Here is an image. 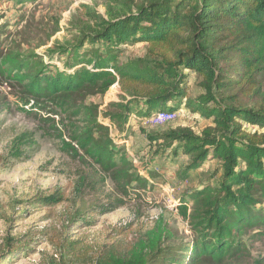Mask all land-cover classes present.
I'll return each mask as SVG.
<instances>
[{
  "label": "trees",
  "instance_id": "1",
  "mask_svg": "<svg viewBox=\"0 0 264 264\" xmlns=\"http://www.w3.org/2000/svg\"><path fill=\"white\" fill-rule=\"evenodd\" d=\"M97 23L58 50L64 70L37 54L4 51L0 43V74L20 87L18 100L29 111L44 99L66 113H83L85 126L75 127L70 141L62 138L64 150L74 158H91L125 186L145 178L135 172L109 125L98 119L99 106L79 102L117 83L120 100L110 103L105 115L122 131L135 114L148 119L161 111L179 113L182 106L212 119L200 134L179 126L150 137L163 141V148L176 145V155L179 150L189 155L184 178L208 159H217L221 171L215 186L205 185L179 205L195 233L193 244L168 246L150 261L221 264L246 251L247 228H264V132L246 126H264V0H149L124 15H100ZM5 34L0 25V37ZM138 43L146 44L142 55L120 59L123 45ZM189 72L198 75L203 89L194 98ZM35 200L52 206L65 197L57 193Z\"/></svg>",
  "mask_w": 264,
  "mask_h": 264
},
{
  "label": "rangeland",
  "instance_id": "2",
  "mask_svg": "<svg viewBox=\"0 0 264 264\" xmlns=\"http://www.w3.org/2000/svg\"><path fill=\"white\" fill-rule=\"evenodd\" d=\"M147 1L0 0V25L7 33L0 43L4 51L9 47L23 55L37 54L64 70L65 62L57 58L60 48L97 26L100 15H124ZM145 46L123 45L120 59L142 55ZM199 81L196 73L189 72L192 98L203 92ZM20 91L0 74V264H154L151 256L166 247L193 244L195 233L179 205L196 190L218 183L217 159H208L184 178L189 155L182 150L176 155V145L163 148V141L150 137L179 126L200 134L213 125L212 119L182 106L170 122L157 121L156 113L148 119L135 114L122 131L105 115L109 104L120 100L117 83L106 93L79 102L99 106L98 119L109 125L110 135L124 146L135 172L145 178L125 186L124 180L117 181L91 158H74L64 150L62 138L70 141L73 129L85 126L83 113L74 115L75 109L66 113L44 99L39 109L29 111L30 106L18 100ZM246 126L264 132V126ZM57 193L65 197L57 205L35 200ZM242 240L247 250L221 264H264V228L248 227Z\"/></svg>",
  "mask_w": 264,
  "mask_h": 264
},
{
  "label": "built area",
  "instance_id": "3",
  "mask_svg": "<svg viewBox=\"0 0 264 264\" xmlns=\"http://www.w3.org/2000/svg\"><path fill=\"white\" fill-rule=\"evenodd\" d=\"M154 117L157 121H160V122H170V121L175 120L178 117V113L172 112V111H161V112L156 113Z\"/></svg>",
  "mask_w": 264,
  "mask_h": 264
}]
</instances>
